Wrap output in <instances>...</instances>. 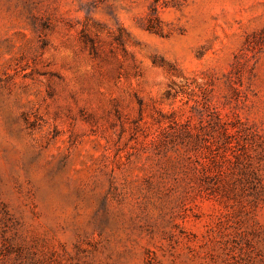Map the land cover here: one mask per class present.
Listing matches in <instances>:
<instances>
[{
    "label": "rangeland",
    "instance_id": "374dc122",
    "mask_svg": "<svg viewBox=\"0 0 264 264\" xmlns=\"http://www.w3.org/2000/svg\"><path fill=\"white\" fill-rule=\"evenodd\" d=\"M0 264H264V0H0Z\"/></svg>",
    "mask_w": 264,
    "mask_h": 264
},
{
    "label": "trees",
    "instance_id": "16d2710c",
    "mask_svg": "<svg viewBox=\"0 0 264 264\" xmlns=\"http://www.w3.org/2000/svg\"><path fill=\"white\" fill-rule=\"evenodd\" d=\"M208 127L211 129V133H214V135H211L214 139H219L220 137L227 138L231 135H233L230 131V129L233 127V125L224 122L221 118H218L217 120H211L208 124ZM169 133V137L175 141L176 139H179L181 137L188 138L191 142H199L202 130L198 129L195 126H189L182 123L177 122L175 126H171ZM216 134V135H215ZM225 143L231 144L229 141H226ZM230 149V147H228ZM209 149H212L211 147Z\"/></svg>",
    "mask_w": 264,
    "mask_h": 264
}]
</instances>
